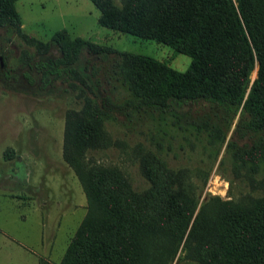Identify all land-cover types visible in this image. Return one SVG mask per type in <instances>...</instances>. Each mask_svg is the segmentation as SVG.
Returning <instances> with one entry per match:
<instances>
[{"label": "trees", "instance_id": "1", "mask_svg": "<svg viewBox=\"0 0 264 264\" xmlns=\"http://www.w3.org/2000/svg\"><path fill=\"white\" fill-rule=\"evenodd\" d=\"M91 1L101 26L170 45L191 58L189 67L179 71L152 56L121 51V70L138 103L168 110L206 100L227 115L239 112L243 131H264V0ZM15 2L0 0V26H13L41 53L22 59L28 68L24 75L29 78L36 68L42 86L71 76L94 94L80 111L66 112L62 146L63 159L86 196V212L60 260L40 258V264H172L179 250L183 259L199 264H264V176L249 177L258 195H209L196 211L197 197L185 170L149 152L150 160L142 161L149 184L134 189L121 167L88 155L104 146L103 114L113 104L97 94L98 82L85 65L76 63L84 49L105 53L109 48L72 38L64 29L49 42L29 37ZM52 46L59 54L50 55ZM5 63L0 72H11ZM259 157L261 169L264 146L253 160Z\"/></svg>", "mask_w": 264, "mask_h": 264}, {"label": "rangeland", "instance_id": "2", "mask_svg": "<svg viewBox=\"0 0 264 264\" xmlns=\"http://www.w3.org/2000/svg\"><path fill=\"white\" fill-rule=\"evenodd\" d=\"M15 7L29 37L49 42L54 32L64 29L72 38L79 36L109 48L105 53L84 49L76 63L85 65L98 82L97 94L108 96L113 104L103 114L104 146L90 151V157L118 165L133 188L141 190L149 184L142 174V161L150 160L147 154L153 153L188 174L197 197L196 211L209 195L234 199L260 193L252 189L249 177L264 176V166L259 168L262 158L253 160L264 146V131H243L238 126L239 112L227 115L206 100L168 110L138 103L120 65V52L127 51L184 71L190 56L170 45L101 26L99 9L91 0H16ZM48 52L59 54L53 46ZM0 55L11 70L0 72V226L38 253H44L35 244L42 225L46 231L54 229L51 259L59 261L86 212L79 179L62 156L65 114L80 111L85 99L94 94L71 76L63 75L46 86L41 85L36 68L26 77L28 68L22 59H37L40 49L11 25L0 26ZM255 76L256 68L251 80ZM9 171L13 177H6ZM28 191L33 193L31 204H21L18 196ZM182 254L179 250L172 264H199L183 259Z\"/></svg>", "mask_w": 264, "mask_h": 264}, {"label": "crops", "instance_id": "3", "mask_svg": "<svg viewBox=\"0 0 264 264\" xmlns=\"http://www.w3.org/2000/svg\"><path fill=\"white\" fill-rule=\"evenodd\" d=\"M10 173L14 175L13 172L9 171V174H7L6 177L10 178L12 176ZM32 194L33 193L30 191L21 193V195L18 196L23 199L21 204L30 205L31 200L33 199V197L31 198V196H33ZM21 217L23 219L25 218L23 214ZM43 218L44 216L42 219ZM42 227L43 228H41L38 233V238H36L35 244L40 246L44 253H42V251L38 253V251L28 247V245L18 239V237H16L8 229L0 226V264H40V258H44L52 262H58L51 259L53 253V242L55 241V231L54 229L46 231L45 224H43Z\"/></svg>", "mask_w": 264, "mask_h": 264}, {"label": "water", "instance_id": "4", "mask_svg": "<svg viewBox=\"0 0 264 264\" xmlns=\"http://www.w3.org/2000/svg\"><path fill=\"white\" fill-rule=\"evenodd\" d=\"M0 66H3L2 56L0 55Z\"/></svg>", "mask_w": 264, "mask_h": 264}]
</instances>
